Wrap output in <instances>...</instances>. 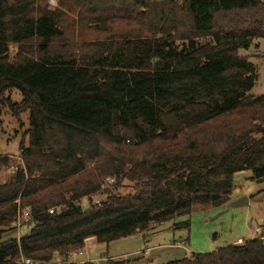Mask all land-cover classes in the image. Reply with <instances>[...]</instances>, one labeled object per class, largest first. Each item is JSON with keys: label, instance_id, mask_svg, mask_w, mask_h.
Listing matches in <instances>:
<instances>
[{"label": "trees", "instance_id": "obj_1", "mask_svg": "<svg viewBox=\"0 0 264 264\" xmlns=\"http://www.w3.org/2000/svg\"><path fill=\"white\" fill-rule=\"evenodd\" d=\"M57 2L0 0V106L29 113L20 161L0 156V264L68 258L88 238L222 206L243 171L264 181V94H250L258 71L240 54L264 39V0ZM164 264H264V230Z\"/></svg>", "mask_w": 264, "mask_h": 264}, {"label": "rangeland", "instance_id": "obj_2", "mask_svg": "<svg viewBox=\"0 0 264 264\" xmlns=\"http://www.w3.org/2000/svg\"><path fill=\"white\" fill-rule=\"evenodd\" d=\"M50 4L55 7L58 2L50 0ZM16 50V46L12 45L10 53L14 55ZM240 54L248 55L257 67L258 79L250 94H264V39L256 40L247 50L241 49ZM7 96L15 103L23 100L18 89L10 91ZM0 119V156L6 155L20 161V143L22 140L25 145L29 143V113H23L19 121L9 108L0 106ZM10 175V171H1L0 180ZM251 177V171L237 173L231 200L222 206L198 208L190 216L159 224L144 234L137 233L109 244L96 242L94 246H88L87 253L78 260H99L101 257L121 260L126 257L125 261L130 264H164L257 238L264 230V181H253ZM132 186L133 183L125 181L121 191L130 192ZM100 200V196L93 198L94 202ZM88 204L87 201L83 202L85 208L89 207ZM186 221L190 222L189 227L183 225ZM31 227V222L26 223L18 229V236L28 233ZM95 264H107V260Z\"/></svg>", "mask_w": 264, "mask_h": 264}, {"label": "built area", "instance_id": "obj_3", "mask_svg": "<svg viewBox=\"0 0 264 264\" xmlns=\"http://www.w3.org/2000/svg\"><path fill=\"white\" fill-rule=\"evenodd\" d=\"M110 182L113 181V179L109 180ZM84 201H88V199H84ZM83 201V202H84ZM98 203V202H97ZM89 205V204H88ZM54 209H50V213H53ZM32 219V211L31 207L27 206L24 208H19L16 220L14 221V225L20 229L22 226H24L26 223L31 222ZM90 245V238L86 240V245L83 249L77 250L72 252L68 258H63L61 256H57L52 262H47V263H41L38 261H35L31 258L28 257H23L20 261L21 264H95V261L92 259L88 260H78L79 257L83 256L84 254L87 253V247ZM73 259V260H72ZM113 258H102L101 260H109ZM126 259V257H125ZM121 259V260H125ZM120 260V259H119Z\"/></svg>", "mask_w": 264, "mask_h": 264}, {"label": "crops", "instance_id": "obj_4", "mask_svg": "<svg viewBox=\"0 0 264 264\" xmlns=\"http://www.w3.org/2000/svg\"><path fill=\"white\" fill-rule=\"evenodd\" d=\"M25 234H27V233H25ZM25 234H24V235H25ZM21 236H23V235H21ZM21 236H19V237H21ZM95 244H96L95 239H94L93 237L90 238V245H89V246L91 247V246H94ZM90 247H89V248H90ZM90 249H91V248H90ZM102 258H103V257H101V259H102ZM105 258H106V257H105ZM101 259H99V260H98V259H92V260H94L95 263H97V262L101 261Z\"/></svg>", "mask_w": 264, "mask_h": 264}]
</instances>
